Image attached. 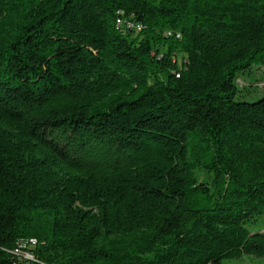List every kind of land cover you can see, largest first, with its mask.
<instances>
[{"label": "trees", "instance_id": "obj_1", "mask_svg": "<svg viewBox=\"0 0 264 264\" xmlns=\"http://www.w3.org/2000/svg\"><path fill=\"white\" fill-rule=\"evenodd\" d=\"M255 66L264 0H0V264L264 257Z\"/></svg>", "mask_w": 264, "mask_h": 264}, {"label": "rangeland", "instance_id": "obj_2", "mask_svg": "<svg viewBox=\"0 0 264 264\" xmlns=\"http://www.w3.org/2000/svg\"><path fill=\"white\" fill-rule=\"evenodd\" d=\"M239 93L237 99L249 102L255 101L264 96V66H255L250 72L238 73L237 79ZM197 177L200 181H211L212 177L204 171H197ZM263 227V222L256 223L252 230ZM225 264H264V257H245L242 260L225 262Z\"/></svg>", "mask_w": 264, "mask_h": 264}, {"label": "built area", "instance_id": "obj_3", "mask_svg": "<svg viewBox=\"0 0 264 264\" xmlns=\"http://www.w3.org/2000/svg\"><path fill=\"white\" fill-rule=\"evenodd\" d=\"M120 13V18H121V24L125 26L129 30H133L135 32H139L142 30V26L140 24H136L132 21H125V18L123 17V12ZM23 254L24 258L29 260L31 262V252L29 251H18Z\"/></svg>", "mask_w": 264, "mask_h": 264}, {"label": "bare ground", "instance_id": "obj_4", "mask_svg": "<svg viewBox=\"0 0 264 264\" xmlns=\"http://www.w3.org/2000/svg\"><path fill=\"white\" fill-rule=\"evenodd\" d=\"M121 20V19H120Z\"/></svg>", "mask_w": 264, "mask_h": 264}]
</instances>
